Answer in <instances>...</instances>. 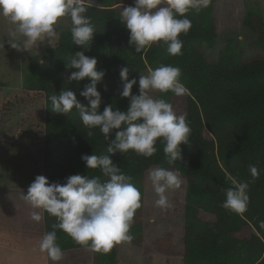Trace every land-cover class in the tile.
Listing matches in <instances>:
<instances>
[{
    "label": "trees",
    "instance_id": "1",
    "mask_svg": "<svg viewBox=\"0 0 264 264\" xmlns=\"http://www.w3.org/2000/svg\"><path fill=\"white\" fill-rule=\"evenodd\" d=\"M96 2L88 5L86 12L95 33L85 55L95 57L97 70L106 72L97 85L102 98L100 111L106 105L123 111L129 106V99L120 95L121 67H129L130 80L137 79L133 94H138L139 74L161 65L179 67L180 80L188 89L186 106L173 105L191 129L188 143L180 145V160L169 164L160 140L150 158L132 151L123 155L117 152L110 158L132 177L131 183L141 196L150 169L178 171L180 180L187 182L183 264H264L263 19L253 13L245 18L246 26L257 37L249 45L250 56L228 49L222 50L217 59L205 53L204 47H213L217 38L211 2L202 8L204 15L195 10L186 14L192 27L179 37L183 41L181 55H169L167 46L161 43H154L145 53H136L135 46L128 43L129 30L120 19L128 0ZM77 51L84 49L74 45L70 29L65 30L57 45L42 53L46 67L42 69L39 61L29 67L22 88L6 94L0 85V187L10 184L19 193L0 200V246L10 251V262L6 264H47V254L39 251V241L56 220L37 210L43 219L33 221V209L24 200L37 175L60 183L75 174L104 179L98 169H87L81 156L109 155L111 140L106 141L98 128L88 136L75 108L67 115L51 110L49 97L63 88L72 90L87 105L79 93L89 81H68L76 69L66 68V63ZM249 165L258 168L259 178H252ZM232 179L249 185V203L242 214L221 206L225 191L233 186ZM142 209L137 210L130 228L133 239L125 243L139 245L142 241L140 227L147 221ZM57 244L63 252L87 249L59 229ZM122 244L107 254L99 253L95 264H117ZM15 251L20 255L16 257Z\"/></svg>",
    "mask_w": 264,
    "mask_h": 264
},
{
    "label": "clouds",
    "instance_id": "2",
    "mask_svg": "<svg viewBox=\"0 0 264 264\" xmlns=\"http://www.w3.org/2000/svg\"><path fill=\"white\" fill-rule=\"evenodd\" d=\"M209 0H134V6L124 7L120 13L121 22L129 30V45L135 46L136 53H145L154 43L167 46L169 55L182 54L181 34H187L192 27L187 17L190 10L199 12ZM88 0H0V17L12 28L10 39L5 41L17 51L28 52L43 42L52 44L58 38L57 25L61 18L71 21L72 42L84 51H77L66 63V68L76 69L68 77L72 81L87 79L79 94L87 105L77 99L76 94L63 88L49 97L54 113L69 114L74 108L79 112L83 126L92 136L93 129H99L106 141L111 140L107 149L109 155L94 154L81 156L87 169H98L104 177H89L75 174L63 183L49 182L43 175H37L29 185L24 200L33 209L31 219L40 222L42 210L56 222L39 241V251L46 253L53 262L63 259V251L57 244V229L72 238L75 244L92 252L107 254L114 246L130 242V228L138 209L142 207L141 192L131 183L110 155L134 152L145 158L156 151L157 140L163 144V152L172 164L181 159V144L189 141L190 127L184 115H177L173 105L152 93L171 92L176 96L187 94L188 89L180 80L181 70L172 65H161L139 74L138 94H133L137 79H129V67L119 71L123 89L120 95L129 99L126 111L106 105L100 111L101 93L97 90L105 71H98L97 59L85 55L91 49L95 29L86 15ZM4 46V45H0ZM123 126V128H122ZM113 132L115 138L111 139ZM253 179L260 172L255 165H249ZM148 178L158 197L155 207L168 211L173 207L166 193L179 188L178 171L164 167L150 169ZM232 187L225 191L222 207L242 214L249 203L248 183L232 179Z\"/></svg>",
    "mask_w": 264,
    "mask_h": 264
},
{
    "label": "rangeland",
    "instance_id": "3",
    "mask_svg": "<svg viewBox=\"0 0 264 264\" xmlns=\"http://www.w3.org/2000/svg\"><path fill=\"white\" fill-rule=\"evenodd\" d=\"M209 2L213 7L217 38L213 47H204L205 53L217 59L222 50L228 49L231 53L246 52V55L250 56L249 45L257 37L246 26L245 18L249 13H253L264 21V0H209ZM88 5H97V2L88 0ZM128 6H134V0H128L126 7ZM197 13L201 14L203 10ZM11 28L12 25L0 17V45H4L0 46V85L4 87L6 94L22 88L32 64L39 61L42 69L46 67V60L41 57L42 53L57 45L60 34L71 28V21L68 17L61 18L57 25L58 38L54 39L51 45L46 41L41 43L37 49L33 48L29 53L17 51L5 42L10 39ZM152 95L154 98L165 99L177 107L182 108L187 104V94L178 97L171 92L163 94L155 92ZM142 185V215L144 218L147 217L145 224L140 227L143 238L139 241V245L128 243L120 245L117 264H183V225L187 182L181 180L179 188L166 193L173 204L168 211L155 207V200L158 197L149 178ZM18 194V189L13 190L10 184L0 187V200L14 198ZM163 238L166 240H162ZM14 255L17 257L20 253L15 251ZM97 255L99 253L89 249H80L63 252V259L59 262H53L48 257L46 261L47 264H95ZM7 262H10V251L0 246V264Z\"/></svg>",
    "mask_w": 264,
    "mask_h": 264
}]
</instances>
